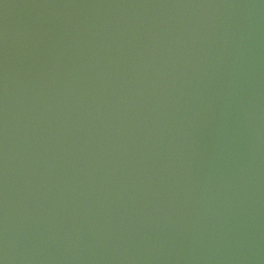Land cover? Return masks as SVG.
<instances>
[{
    "label": "water",
    "instance_id": "1",
    "mask_svg": "<svg viewBox=\"0 0 264 264\" xmlns=\"http://www.w3.org/2000/svg\"><path fill=\"white\" fill-rule=\"evenodd\" d=\"M0 264H264V0H0Z\"/></svg>",
    "mask_w": 264,
    "mask_h": 264
}]
</instances>
